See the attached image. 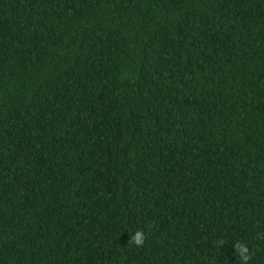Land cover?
I'll list each match as a JSON object with an SVG mask.
<instances>
[{"label": "trees", "instance_id": "obj_1", "mask_svg": "<svg viewBox=\"0 0 264 264\" xmlns=\"http://www.w3.org/2000/svg\"><path fill=\"white\" fill-rule=\"evenodd\" d=\"M239 244L264 264V0H0V264Z\"/></svg>", "mask_w": 264, "mask_h": 264}, {"label": "clouds", "instance_id": "obj_2", "mask_svg": "<svg viewBox=\"0 0 264 264\" xmlns=\"http://www.w3.org/2000/svg\"><path fill=\"white\" fill-rule=\"evenodd\" d=\"M145 239H146V237H145V234L143 233V231L137 230V231H135L134 234L130 235V238H129L127 244L134 245L137 247H142L144 242H145ZM222 242H223V240H220L217 243L220 244ZM239 245L241 246V248H237V251L240 252L242 250L244 253H246V255L240 256L242 264H247V261L251 259V254L248 252V248L246 245H243V244H239Z\"/></svg>", "mask_w": 264, "mask_h": 264}]
</instances>
